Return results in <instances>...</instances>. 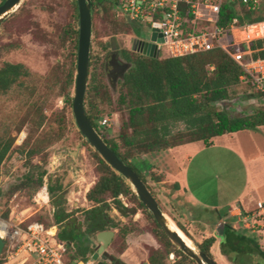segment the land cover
<instances>
[{
    "label": "rangeland",
    "instance_id": "1",
    "mask_svg": "<svg viewBox=\"0 0 264 264\" xmlns=\"http://www.w3.org/2000/svg\"><path fill=\"white\" fill-rule=\"evenodd\" d=\"M99 2L102 3L94 0L93 56L92 64L89 66L88 82L92 74L103 73L100 77L109 85L115 101L119 95L121 76H118L115 82L112 81L107 69L110 55L112 54V57L118 55L120 60L126 62L120 54L122 50L143 53L142 49L133 50L134 40L149 39L151 31L145 22H136L132 27L123 10L112 7V0ZM262 14L264 4L254 15L259 17L257 19H264ZM73 27L79 29L75 0H22L16 10L0 25V67L5 62L22 63L29 71L22 79L23 82L13 85L7 92H0V136L15 137L13 148L1 167L0 219L22 221L24 227L38 221L45 225L55 224L59 232L66 222L56 224L54 214L58 209H66L71 215L68 222L74 220L77 223L81 222L84 230L85 211L93 204L86 200V190L88 187L91 188L99 177L97 150L81 133L73 109L66 103V93L71 91L73 97L75 94V85L66 86L68 74L73 71L75 77L77 75L78 50L75 46L76 36ZM159 56H168L166 45ZM239 86L244 92L239 94L240 90H234L231 101L219 105V108L225 107L224 109L232 116H247L246 113L264 109V105L257 106L249 101L252 95L248 93L247 85L241 83ZM97 103L99 108H102L98 124L105 117L110 119L111 124L97 131H102L109 139L119 140L122 120L128 116L127 109H116V106L112 107L107 102ZM178 129L184 130L185 127L180 124L175 131ZM219 144L220 141L218 145L212 147L205 146L202 141L185 144L178 147L176 154H157L154 162L161 166L174 159L176 163L180 162V165L184 163L182 168L187 172L188 183L191 185L193 182L197 183L195 189L212 204L220 203L234 199L242 193L246 175L241 161ZM33 149L35 153L30 155L29 152ZM34 166L49 168L45 175L48 193L45 189H40L39 193L34 192L30 185L14 190L16 186L23 185L26 174L37 175L40 168ZM151 173L148 170L144 175L152 185ZM52 181L63 184L65 190L63 205L56 204L58 196H53L49 189ZM153 186L170 198L167 190L171 188L170 186L165 188L159 184ZM132 188L137 194L133 185ZM170 192L173 193L172 190ZM123 196L127 207L132 211L124 215L114 208V201H110L113 208L107 207L106 212L113 218L118 228L114 226L106 229L114 230L115 236L99 260L111 263V259L104 257L108 254L114 258H121L125 264L145 262L150 264L149 256L154 250L167 249L163 244L166 240L162 237L163 241L160 242L156 238L155 233L159 229L151 211L143 208L134 195ZM257 203L255 201L251 204V213L257 214ZM247 221L240 223L241 230H247L244 229L245 224H249L250 226H246L250 228L248 234L260 241V235L250 230L260 229L264 223V215H256L255 219ZM123 226L130 229L125 238L119 232ZM96 235L89 234L91 247L95 251L101 244ZM193 235L194 239L202 242L209 236H219V230L214 225H203L198 227V232ZM192 243L191 246L199 252L195 240ZM168 248L173 253L164 259L163 264H193L185 259L180 248L174 243L169 244ZM212 250L218 263L236 264L222 253L219 238ZM74 253H77L76 247L72 244L69 257ZM171 254L174 255V259H171ZM230 254L235 256L236 253ZM5 256L3 250L0 259L5 261ZM237 256L238 264H264V256L259 253Z\"/></svg>",
    "mask_w": 264,
    "mask_h": 264
},
{
    "label": "trees",
    "instance_id": "2",
    "mask_svg": "<svg viewBox=\"0 0 264 264\" xmlns=\"http://www.w3.org/2000/svg\"><path fill=\"white\" fill-rule=\"evenodd\" d=\"M4 1L0 0V5ZM91 1L93 13L95 4L94 0ZM96 1L102 3L99 0ZM111 4L113 8L118 9L114 0ZM75 9L79 19L77 0H75ZM261 9L262 6L258 10H248L244 7L243 14L240 16L241 21H245V19L258 20L259 17L254 14ZM235 15L229 6L225 5L221 24L227 23L228 19ZM262 15L264 18V14ZM127 20L132 27L136 23ZM73 31L76 36L75 46L78 50L79 29L73 27ZM253 48L259 49L254 52V58L264 57V40L255 42ZM120 54L127 64L131 63L132 65L129 66L128 64L127 69L120 75L121 81L117 100H113L109 85L101 78L103 73H94L87 85L86 112L91 123L98 130L102 108H99L97 101L107 102L112 107L116 106V109H127L128 116L122 120L119 140L109 139L102 131L98 132L118 156L141 176L155 197V192L148 184L146 176L134 160L142 158L150 152L161 151L194 141L201 140L209 146L215 136L264 124V109L252 115L232 116L224 108L218 107L232 99L233 90H235L233 87L241 84V76L244 75L242 66L221 49L217 48L182 57H153L128 49L122 50ZM92 56L91 44L90 65L92 64ZM111 58L112 54L109 60ZM28 72L22 63L5 62L0 67V92H7L13 85L23 82L22 79ZM75 83V73L71 71L68 74L66 86L71 87ZM72 102V93L68 91L66 103L72 107ZM180 124H183L185 129L175 131V128L179 127ZM14 143L15 137L0 136V176L2 164L10 154ZM34 153V149L29 152L30 155ZM96 154L99 163V177L86 195L87 199L93 203L91 208L85 211L86 228L83 230L81 222L77 223L76 220L69 223L68 220L71 215L66 209H58L54 214L56 224L66 222L64 228L58 232V238L66 243V256L70 262L87 259L93 254L95 250L91 247L89 234H98L109 227L118 228L113 218L106 212L107 207L113 208L110 204L111 200L114 201V208L125 215L128 212L131 213L132 210L119 196L132 194L139 199L127 179L112 168L99 152L96 151ZM34 167L40 168L37 175L26 174L23 185L16 186L14 190L29 185L33 187L34 192L38 191L39 193L43 189L45 175L49 168ZM49 189L53 196H58L56 204L63 205L65 203L63 184L52 181ZM139 204L145 208L140 199ZM156 224L159 231L155 233V236L159 241H163L162 237L165 238L166 241H163V244L167 249L158 248L154 250L149 256V262L150 264H163L164 259L173 253L168 248V245L173 242L157 222ZM53 225L55 224L46 226ZM180 227L184 229L181 225ZM119 232L125 238L130 229L128 226H123L120 227ZM186 234L192 237L190 233L186 232ZM219 236L222 253L236 264H238L237 255L239 254L250 256L259 253L264 256V249L258 240L248 234V230H241L231 223H225L223 232ZM195 242L200 250L215 259L212 247L216 243V236L207 237L202 242L197 240ZM72 244L75 245L77 253L71 254L69 257ZM180 252L185 259L197 264L181 249ZM232 252L236 253L235 256L230 254ZM104 257L111 259V261L124 263L120 258H114L108 254H105ZM3 263L4 261L0 259V264ZM103 264L113 263L103 261Z\"/></svg>",
    "mask_w": 264,
    "mask_h": 264
},
{
    "label": "built area",
    "instance_id": "3",
    "mask_svg": "<svg viewBox=\"0 0 264 264\" xmlns=\"http://www.w3.org/2000/svg\"><path fill=\"white\" fill-rule=\"evenodd\" d=\"M263 3L264 0H118L117 6L127 19L145 22L151 34L156 32L164 38V42L153 41L159 54L164 45L169 57L217 48L226 52L242 66L241 83L247 85L251 101L264 105V57L253 56L259 50L253 44L264 40V19L240 18L244 7L258 10ZM225 5L236 15L221 24ZM107 126H111L110 119L105 117L99 128ZM43 189L48 193L47 178ZM119 198L128 205L123 195ZM257 208L258 216L264 215V202L259 201ZM0 237L6 241L3 264H97L92 255L70 262L56 225L34 221L24 227L22 221L0 219ZM170 257L174 259L173 254Z\"/></svg>",
    "mask_w": 264,
    "mask_h": 264
},
{
    "label": "crops",
    "instance_id": "4",
    "mask_svg": "<svg viewBox=\"0 0 264 264\" xmlns=\"http://www.w3.org/2000/svg\"><path fill=\"white\" fill-rule=\"evenodd\" d=\"M239 85L233 89L240 90L239 94H241L244 91L240 89L241 87ZM230 101L231 100L227 103ZM249 101L252 102L251 99H249ZM255 104L257 106H262L259 103ZM252 112L246 113L245 115L254 114V112ZM219 141L221 143L219 145L228 149L233 156L241 161L246 175L245 186L242 193L234 199L223 202L220 201V203L215 202L212 204L195 189L197 183L193 182L192 185L188 183L187 172L185 168H182L184 163L180 165V162L176 163L174 159V161L164 163L163 166H161L154 162L157 154H176L178 147L198 141L180 144L161 151L150 152L142 158L137 159V162H135L143 173H147L148 170L152 172V185L159 184L163 188L166 186L172 188L167 189L170 194L169 198V195L165 196L162 191L160 192L156 187H152L148 181V184L155 192V198L158 200L160 207L168 219L171 223L174 222L185 234L186 232L190 233L192 237L188 234L186 235L192 241L196 240L193 234L198 232V227L203 225L217 226L219 234H221V226L223 229L225 223H231L235 227L241 229L240 223L242 221L248 222L247 220H253L260 212L257 208V214L251 213V204L255 201L264 202V124L215 136L212 138V143L209 146L206 145L204 141L202 142L205 146L212 147L218 145ZM89 189L90 187L87 188L86 193ZM170 190L173 191L172 194ZM165 197L167 200H165ZM179 224L184 229H182ZM245 225L250 226L247 223ZM246 226L244 229H250ZM250 231L260 235L259 243L264 249V223L259 230L251 229ZM218 238L221 241L220 236H216V242Z\"/></svg>",
    "mask_w": 264,
    "mask_h": 264
},
{
    "label": "water",
    "instance_id": "5",
    "mask_svg": "<svg viewBox=\"0 0 264 264\" xmlns=\"http://www.w3.org/2000/svg\"><path fill=\"white\" fill-rule=\"evenodd\" d=\"M22 0H5L0 5V25L1 23L16 10ZM118 5V0H114ZM79 12V38H78V55H77V75L75 83V94L72 102L73 114L81 133L87 138L90 144L100 153L104 160L112 166L117 172L121 173L134 187L139 199L145 207L151 211L156 222L164 230L171 241L177 245L184 253L194 259L197 264H220L211 258L204 251L197 252L190 246L180 233L173 229L170 222L163 212L158 200L148 188L146 182L141 176L128 164H126L118 154L105 142L104 138L91 123L85 106V97L89 78L90 51L93 35V13L91 0H77ZM153 41L164 42V38L158 33L153 32L149 39H135L133 50L142 49L143 54L153 57H159V50ZM127 64H122L114 55L108 64L109 75L112 80H116L120 73L127 69ZM223 232L221 226V233ZM115 236L114 230H103L96 235V239L101 242L92 257L97 264H103L99 260L101 254L113 241ZM6 241L0 237V255L2 254ZM144 264H148L145 262Z\"/></svg>",
    "mask_w": 264,
    "mask_h": 264
},
{
    "label": "bare ground",
    "instance_id": "6",
    "mask_svg": "<svg viewBox=\"0 0 264 264\" xmlns=\"http://www.w3.org/2000/svg\"><path fill=\"white\" fill-rule=\"evenodd\" d=\"M168 218V217H167ZM169 220V219H168ZM169 222H170V225H171V227L173 228V229H175V230H177L179 233H180V235L186 240V242L191 246V245H193V243H192V241H191V239L181 230V229H179L178 228V226L174 223V222H172L171 223V221L169 220ZM193 247V246H192ZM198 252V251H197Z\"/></svg>",
    "mask_w": 264,
    "mask_h": 264
},
{
    "label": "flooded vegetation",
    "instance_id": "7",
    "mask_svg": "<svg viewBox=\"0 0 264 264\" xmlns=\"http://www.w3.org/2000/svg\"><path fill=\"white\" fill-rule=\"evenodd\" d=\"M117 57V56H116ZM118 58V57H117ZM118 60L122 63V64H127V63H125V62H123L122 60H120V58H118ZM128 65V64H127ZM122 73H120L118 76H120ZM111 263H113V264H125V263H121V262H119V261H111Z\"/></svg>",
    "mask_w": 264,
    "mask_h": 264
}]
</instances>
